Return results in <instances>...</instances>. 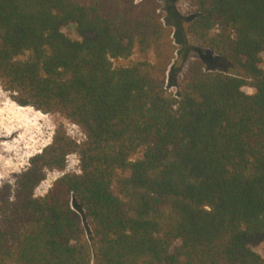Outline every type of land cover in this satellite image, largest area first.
<instances>
[{"label": "trees", "instance_id": "obj_1", "mask_svg": "<svg viewBox=\"0 0 264 264\" xmlns=\"http://www.w3.org/2000/svg\"><path fill=\"white\" fill-rule=\"evenodd\" d=\"M190 4L187 33L234 72L188 62L173 93L185 41L157 0H0V86L84 134L57 126L0 187V264H264V0Z\"/></svg>", "mask_w": 264, "mask_h": 264}, {"label": "rangeland", "instance_id": "obj_2", "mask_svg": "<svg viewBox=\"0 0 264 264\" xmlns=\"http://www.w3.org/2000/svg\"><path fill=\"white\" fill-rule=\"evenodd\" d=\"M157 2L162 15L161 18L167 23L178 24L185 41L183 46L175 43L179 53L175 54V59L172 62L173 66L167 76L168 91L175 92V87L171 85L173 80L182 75L188 62L194 60H202L207 69L210 67L234 72V69L227 65L223 58H219L213 53H204L202 47L187 33V23L195 15L190 0H157ZM170 14L175 17L170 18ZM174 30L177 32V29ZM62 32L72 39H79L73 25L63 27ZM182 47L193 48L192 51L188 50L184 54V61L181 60ZM139 58H141L140 55L135 53L129 58H119L111 61L113 65L118 66L130 64ZM260 66L264 69V55ZM242 89L248 94L253 92V88L248 85ZM59 125L64 127L71 138L79 141L84 138L81 129L59 113H43L30 105L20 106L16 104L12 94L0 86V187L13 182L14 176L28 165L29 159L50 143L54 131ZM64 172H79L78 153H71L66 157V165L62 172L47 170L44 179L36 186L33 194L43 196L50 189L54 180ZM81 218L87 240L91 242L90 226L83 215H81ZM251 248L259 255L264 256V239L253 243Z\"/></svg>", "mask_w": 264, "mask_h": 264}]
</instances>
